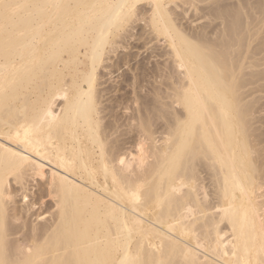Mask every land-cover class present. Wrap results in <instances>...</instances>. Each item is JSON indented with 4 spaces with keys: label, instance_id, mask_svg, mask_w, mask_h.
Here are the masks:
<instances>
[{
    "label": "bare ground",
    "instance_id": "obj_1",
    "mask_svg": "<svg viewBox=\"0 0 264 264\" xmlns=\"http://www.w3.org/2000/svg\"><path fill=\"white\" fill-rule=\"evenodd\" d=\"M262 87L264 0H0V264H264Z\"/></svg>",
    "mask_w": 264,
    "mask_h": 264
},
{
    "label": "rangeland",
    "instance_id": "obj_2",
    "mask_svg": "<svg viewBox=\"0 0 264 264\" xmlns=\"http://www.w3.org/2000/svg\"><path fill=\"white\" fill-rule=\"evenodd\" d=\"M179 5L182 7V9H188L189 8V6H190V4H186V3H183V2H179ZM193 10H191V12H189V14H190V16H194V15H192L193 13ZM192 13V14H191ZM195 14V13H194ZM197 18V17H196ZM137 29H138V27H136ZM137 32V31H136ZM135 32V33H136ZM132 42H134L135 44H133ZM138 42V41H137ZM136 41H132L131 40V45L132 46H135V48L134 49H132V46H129V44L127 43V45H128V47H129V49L127 50V49H124L122 52L123 53H121L120 54V56H122L123 57V59L125 58L126 59V61L124 62V61H122L123 63H126V62H128V63H130L129 65L128 64H124L125 66H124V68L121 70V73L119 74V73H116V75H115V77H117V76H119V75H121V74H126L125 75V77H132V75H134L135 73H137V71L135 70L138 66H140V64H142L143 62H145L146 63V61L147 60H145L147 57L149 58L150 57V55L152 54L151 53V49L149 48V47H156L159 43H157V45L156 44H150V45H148V44H145V41L143 42V41H140L141 43H137ZM144 43V44H143ZM140 46V47H143V45L145 46V45H148V46H145V47H147V48H149L150 50H149V53H148V51L147 50H145V49H140V51L138 50V48H137V50H136V47H138V46ZM156 45V46H155ZM126 46V45H125ZM159 47V46H158ZM140 52V54H138V52ZM123 54V55H122ZM136 54V55H135ZM133 55V56H132ZM139 55V56H138ZM110 56V57H109ZM116 57V55H108V59L109 58H111V59H113L114 57ZM132 56V57H131ZM134 56H135V58H134ZM132 58V59H131ZM137 58V59H136ZM130 59V60H129ZM114 60H116V58H114L113 60H111L112 62L114 61ZM129 60V61H128ZM132 60V61H131ZM156 61V59H152L151 60V64H150V67H152L153 65H156L157 63H155L154 61ZM131 61V62H130ZM141 62V63H140ZM154 62V63H153ZM130 66V67H128V66ZM148 67V66H147ZM131 68V69H130ZM124 70V71H123ZM134 71V72H133ZM126 72V73H125ZM130 73H132V74H130ZM134 73V74H133ZM117 79V78H116ZM114 84V83H113ZM146 83H144V84H142L143 86H144V88H142V89H139L140 91H141V94L142 93H144V94H146V95H148L150 92H149V90L151 89L152 90V86H150V88L149 89H147L145 86H148L147 84L145 85ZM264 87H262V88H260V91H259V89L257 90V93L259 94V92H260V94L258 95L257 93H256V95H257V97H255L256 98V100H257V104L258 105H256V107H257V110H256V107H255V119L257 120L256 122H257V127H260V129H262L261 131L264 133V93H263V91L261 92V89L262 90H264L263 89ZM128 90V91H127ZM144 90V91H143ZM150 90V91H151ZM118 91V90H117ZM126 91L127 92H129V91H132V89H130V88H127L126 89V87H125V85H124V87L122 86V88H121V90L120 91H118V93H114V95H113V98H115V100L113 101V102H117V104H120V105H118L119 107L118 108H116V115L117 116H119V117H122L124 120H125V118L127 117V114L128 115H131V111H132V113H134L135 111H136V109H140L141 107L140 106H138L137 105V107L135 106L136 104H134V103H132V102H130V100L128 99V101L130 102V103H132L133 105H134V107L130 104V107L128 106L129 104H128V101L126 100L127 99V97H130L129 96V94H127L126 96H125V94H126ZM259 91V92H258ZM120 92V93H119ZM125 93V94H124ZM130 93V92H129ZM152 93V92H151ZM262 93V94H261ZM131 94V93H130ZM144 94H142V95H144ZM151 97H153V96H150V98ZM261 97V98H260ZM261 99V101H260V99ZM119 101V103H118V101ZM123 101V103H120V101ZM121 101V102H122ZM258 101H260V102H258ZM116 102H115V104H116ZM127 104V106L126 105H124V106H126L127 108L129 107V110L128 109H126V111L125 110H123L124 109V107H123V104ZM114 104V105H115ZM117 106V105H116ZM142 106V105H141ZM145 107V106H144ZM132 109V110H131ZM143 109V108H142ZM129 111V112H128ZM143 111V110H142ZM257 111V112H256ZM118 112V113H117ZM125 112V113H124ZM127 112V113H126ZM125 115V116H124ZM124 116V117H123ZM127 119V118H126ZM159 123V124H158ZM156 127H154V130L155 131H157L156 133H158L157 135H155L156 137H158V139H161V137H163V135H162V132L164 131V120H158L157 122H156ZM262 125V126H261ZM158 127V128H157ZM163 127V128H162ZM262 127V128H261ZM160 128V129H159ZM126 130H127V128H126ZM131 130V129H130ZM129 130V128H128V132L127 133H129V134H126V136H125V139H127L126 140V142L129 140L130 142H134V138H135V134L133 133L134 131H132L131 130V132H129L130 131ZM163 130V131H162ZM131 133V134H130ZM161 133V134H160ZM128 141V142H129ZM158 141V140H157ZM130 142H129V144H128V147H131V145H130ZM162 142V141H161ZM130 145V146H129Z\"/></svg>",
    "mask_w": 264,
    "mask_h": 264
}]
</instances>
